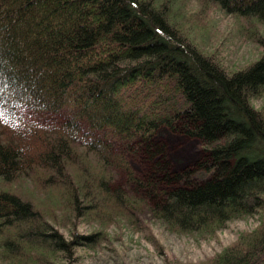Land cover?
Returning a JSON list of instances; mask_svg holds the SVG:
<instances>
[{
  "label": "trees",
  "instance_id": "1",
  "mask_svg": "<svg viewBox=\"0 0 264 264\" xmlns=\"http://www.w3.org/2000/svg\"><path fill=\"white\" fill-rule=\"evenodd\" d=\"M211 9L251 23L248 39L264 47L255 26L264 28V0H0V258L31 264L58 252L75 264V248L111 225L147 232L161 250L145 211L200 236L255 214V227L197 264H264V104L251 103L264 93V50L225 69L189 29ZM21 106L69 117L37 124ZM92 130L139 147L150 171L136 175ZM175 130L201 144V157L170 171L159 135ZM109 170L123 172L121 186ZM197 171L206 176L189 179ZM23 180L54 196L67 221L99 228L65 239L17 188Z\"/></svg>",
  "mask_w": 264,
  "mask_h": 264
},
{
  "label": "rangeland",
  "instance_id": "2",
  "mask_svg": "<svg viewBox=\"0 0 264 264\" xmlns=\"http://www.w3.org/2000/svg\"><path fill=\"white\" fill-rule=\"evenodd\" d=\"M191 3H188V6ZM198 16L196 12L192 14ZM202 20L197 18V23L189 27L192 40L198 47L213 53L228 71L238 69L255 60L264 50L260 44L248 39V30L253 25L248 21L234 17L230 14L211 9ZM257 30L264 37V28L258 24ZM188 28V26H187ZM257 108L264 104V93L251 100ZM19 113L27 121L37 124H59L69 117V112L61 110L58 113L35 112L26 106L18 108ZM82 131H88L84 121H80ZM111 143L112 148L128 160L134 173L143 176L150 171L152 160L147 154L132 144H125L109 132L90 131ZM159 143L166 150V162L170 171H179L183 167L191 166L201 157V144L192 138L183 135L180 131L162 132ZM147 153V152H145ZM110 171V170H109ZM111 186H121L124 181L122 171L111 170ZM206 174L197 171L191 180H200ZM17 188L28 192L36 202L43 216L56 228L65 239L70 236V231L80 234L88 233L99 228L95 223L86 219L67 221L60 211L54 196H46L35 188L28 180L17 183ZM149 233L161 245L158 250L154 244L146 239L147 232L133 231L121 225H111L105 230L108 237L94 245L78 246L74 250L75 264H197L204 261L223 247L231 244L242 231H248L256 226L257 216L240 215L234 217L210 236H200L195 233H177L169 231L159 220L152 218L145 211L140 212ZM38 262L31 264H46L51 260L54 264H67L62 254L55 252H40ZM42 262V263H41ZM0 264H15L12 261L0 258Z\"/></svg>",
  "mask_w": 264,
  "mask_h": 264
}]
</instances>
